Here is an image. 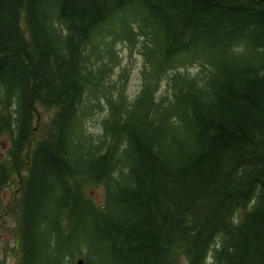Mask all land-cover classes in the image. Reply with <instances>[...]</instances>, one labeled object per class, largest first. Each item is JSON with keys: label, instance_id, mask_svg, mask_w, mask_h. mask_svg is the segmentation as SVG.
Segmentation results:
<instances>
[{"label": "trees", "instance_id": "16d2710c", "mask_svg": "<svg viewBox=\"0 0 264 264\" xmlns=\"http://www.w3.org/2000/svg\"><path fill=\"white\" fill-rule=\"evenodd\" d=\"M2 136L0 264H264V0H0Z\"/></svg>", "mask_w": 264, "mask_h": 264}, {"label": "rangeland", "instance_id": "374dc122", "mask_svg": "<svg viewBox=\"0 0 264 264\" xmlns=\"http://www.w3.org/2000/svg\"><path fill=\"white\" fill-rule=\"evenodd\" d=\"M117 50H120V54L118 55L120 58V65L119 67H116L115 70L112 72V79L117 78V75L120 73L121 70L124 72L130 73V78L127 81V85L125 86L124 93L126 96H128L130 99L136 96V94L139 91L140 88V78H139V72L141 70V57L136 54V51L130 52L128 49H125L122 47V45L116 46ZM40 109V108H39ZM47 116H43V120H46ZM101 119L99 115H95L92 121L88 122V132L92 133L94 136L100 133V128L97 125V122ZM7 143L6 136H2L0 138V156H3V149L1 146H4ZM90 194L93 196V198L97 201V203L100 202L101 198V192L98 189H90ZM13 193L7 191V193L2 197V200L4 201V205H6L9 201L12 200ZM14 221L12 218H4L3 223H0V258L2 255V246L3 244H8L13 246L15 244L14 234L10 231L8 232H1V228L3 225H10L13 226ZM9 264H12L11 262ZM182 264H184L182 262Z\"/></svg>", "mask_w": 264, "mask_h": 264}, {"label": "water", "instance_id": "95a60500", "mask_svg": "<svg viewBox=\"0 0 264 264\" xmlns=\"http://www.w3.org/2000/svg\"><path fill=\"white\" fill-rule=\"evenodd\" d=\"M78 264H81V261H79Z\"/></svg>", "mask_w": 264, "mask_h": 264}]
</instances>
